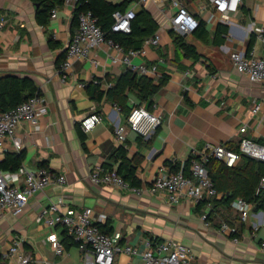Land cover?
<instances>
[{"label": "crops", "instance_id": "1", "mask_svg": "<svg viewBox=\"0 0 264 264\" xmlns=\"http://www.w3.org/2000/svg\"><path fill=\"white\" fill-rule=\"evenodd\" d=\"M109 1L116 5L126 3L125 10L133 8L136 14L144 6L159 24V44L147 46L144 55L134 58L137 64L155 65L154 73L143 75L157 85L162 81L152 96L151 106L150 100H142L135 88L127 89L124 99L104 95L96 100L90 96L91 85L99 81L102 89L107 88L128 69L124 64L111 63L109 55L113 50L107 46L93 51L91 57L100 62L97 66L88 58H67L74 10L71 5L63 2L56 6V17L50 16L41 25L30 0H0V14L7 18L0 29V78H32L47 103L46 114L39 118V130L26 121L17 128L21 146L15 151L23 155L20 167L45 168L66 178L62 185L50 184L35 192L22 213L0 216V264H21L9 251L16 240L18 250L29 254L34 260L32 264H84L80 244H74L71 237L73 240H65L67 245L62 243L65 236L61 228L48 226L40 217L42 208L50 203L57 204L64 213L91 208L95 223L105 224L107 234L118 245L128 243L143 250L148 242L172 238L191 250L196 264H264V209L252 210L242 225L231 219L236 215L231 205L218 203L223 192H230L226 179V174L232 172L229 168L212 166L211 175L223 190L214 197L217 202H209L214 198L206 199L200 210L188 198L170 204L165 194L148 190L160 166L170 169L169 163L183 165L194 151V157H201L208 145L221 143L237 150L244 137L264 143V83L250 81L230 61L234 51L261 52L262 42L252 27L264 29V0H241L238 13L229 24L212 16L213 7L206 0H187L188 9L203 22L209 35L210 42L204 43L192 33L180 34L195 46L197 58L185 56L175 44L169 22L173 10L168 0ZM219 23L226 24L228 30L215 44L214 33ZM66 60L69 66L66 79L62 80L58 67ZM256 103L260 109L253 113ZM122 104L128 110L122 109ZM134 106L157 114L161 124L147 137L127 128L121 142L116 139L114 128L126 123ZM93 111L103 119L83 132L81 119ZM242 126H246L243 133ZM119 146L125 148L126 157L136 168L140 194L130 185L95 184L90 180V174L97 169L117 168L111 155ZM4 147L0 160L6 148L13 150L9 138L4 140ZM246 158L249 157L241 156L233 166L236 172L244 173L247 166L252 167ZM104 164L108 168H103ZM16 170L3 171L14 173V182L21 183ZM205 213L209 225L201 218ZM100 214L104 215L103 221L98 220ZM221 223L235 226L237 234L221 232ZM54 231L63 245L62 254H56L46 241ZM114 264H142V260L137 255L117 252Z\"/></svg>", "mask_w": 264, "mask_h": 264}, {"label": "built area", "instance_id": "2", "mask_svg": "<svg viewBox=\"0 0 264 264\" xmlns=\"http://www.w3.org/2000/svg\"><path fill=\"white\" fill-rule=\"evenodd\" d=\"M146 1V0H142ZM187 0H168L170 8V27L178 34H190L199 25L198 18L188 9ZM73 9L77 6V0H64ZM213 7L212 16L218 17L220 21L231 23L234 15L238 13L241 0H206ZM56 8L51 11L50 16L56 17ZM136 12L133 8L123 12L114 11V22L111 26L113 31L128 33L130 31L131 20ZM7 23L4 14H0V29ZM252 30L258 33L262 42L260 53L251 51L246 54L242 50L234 51L230 54L232 66L239 73L244 74L252 82L264 83V29L253 26ZM160 42L159 34L147 38L139 49L125 50L119 43L106 36L102 28L97 24L96 18L90 10L81 11L77 16V29L70 34L69 43L66 50L67 58H88L95 66L99 65L97 57H91L93 51L107 46L112 49L110 61L112 64H124L128 70L140 73H154L155 65L137 64L134 58L146 53L147 46L157 45ZM69 62L66 60L58 67V74L62 80L66 79V69ZM260 109L259 104H254L253 113ZM47 103L43 96L35 94L21 101L12 109L0 110V152L5 150L4 140L9 138L14 150H19L21 141L17 137V128L26 121L34 125L39 130V118L46 114ZM102 115L91 112L81 119L80 127L83 132H88L102 121ZM161 124L159 116L142 106H134L126 116V123L119 124L114 128V135L117 140H125L126 129L135 131L142 137L150 135ZM246 126L240 128V132H245ZM7 150V148H6ZM196 152H192L189 174L186 175L181 169L171 171L164 166H160L153 178V182L148 188L150 193H163L170 204H177L181 199L188 198L193 203L211 199L218 196V191L214 186L205 162L209 157L224 162L228 167H233L241 156H248L264 162V143L252 138L241 139L237 150L226 147L221 143L208 145L206 152L199 157H194ZM22 181L14 182V173L3 171L0 168V216L6 214L17 215L24 211L29 199L37 191L43 190L50 184L62 185L65 175L55 173L45 168L28 170L19 167L16 170ZM90 180L95 184L112 183L117 186H129L127 182L116 172V169H97L90 174ZM133 191L141 193L139 187H131ZM256 192H264V177L260 178L256 187ZM231 208L242 223L248 221L253 210V205L242 197H236L231 202ZM43 222L51 227H60L67 236L73 238L80 244L84 253V264H114L117 252L141 257L142 264H196L191 250L181 242L166 238L162 241L148 242L143 250L137 246L125 243L116 244L112 236L103 232L95 223L92 209L85 207L82 210H71L62 212L58 205L50 203L43 207L40 212ZM207 222V213L201 215ZM104 215H99L98 220L103 221ZM221 232L230 235L237 234V228L228 223H221ZM237 241V237L234 238ZM46 241L55 250L56 254H62L63 245L57 232H51ZM264 247V242L262 243ZM10 254L17 257L21 264H32L34 261L27 253L18 250V240L9 249ZM38 264H52L50 261H42Z\"/></svg>", "mask_w": 264, "mask_h": 264}, {"label": "trees", "instance_id": "3", "mask_svg": "<svg viewBox=\"0 0 264 264\" xmlns=\"http://www.w3.org/2000/svg\"><path fill=\"white\" fill-rule=\"evenodd\" d=\"M34 4H38L39 8L35 11V17L39 24L44 25L48 22L51 11L56 8V6L61 5L64 0H30ZM126 9V3L119 5L113 4L109 0H77V6L72 12V27L71 34L75 32V26H77V16L81 11L90 10L96 18L97 24L105 32L106 36L112 38L114 41L119 43L125 50L128 49H139L145 38L153 36L158 28L159 24L152 16L150 11H148L144 6L135 15L130 23V31L128 33L113 31L111 26L114 22L113 12L120 11L123 12ZM228 26L226 24L219 23L215 31V39L213 43L219 44L223 38V35L227 33ZM171 34L175 44L183 51L184 55L187 57L197 58L199 54L193 44L185 41V38L171 29ZM192 35L204 43H208L209 35L206 32L203 22L200 21L198 27L192 32ZM221 36L222 38H220ZM219 37V39H217ZM251 47V41L248 46V50ZM162 83V81H161ZM160 83V84H161ZM159 85L155 84L153 80L145 75H139L130 70H126L119 75L117 80L111 84V86L102 89L100 82H96L88 88V92L93 99L100 100L104 95L107 97L117 98L121 96L124 99V94L127 89L135 88L138 90L140 98L142 100H150V105L152 104V96L157 92ZM39 94L38 87L35 81L30 77H19L16 75H7L0 78V110H9L16 106L21 101L27 99L29 96ZM122 109H127L126 104H122ZM248 157V156H247ZM193 158L192 155L183 163L172 164L169 163V168L171 171L182 170L186 174V170ZM23 155L22 152H17L13 150H6L4 152L3 158L0 160V168L3 170L15 171L20 167L22 163ZM114 163H117V173L122 176L125 182H127L131 187H138L140 185V180L135 175V166L131 164V161L126 157V150L123 146H119L116 151L111 155ZM248 164L252 163V167L247 166L244 173L236 172L235 167H227L220 161L213 157H209L205 162V167L210 175L214 186L218 192L223 189L219 187L215 176H212V166L218 165L224 168H229L232 172L226 174V179L229 185H231L230 192H223L221 198L219 199V204H225L230 207L231 202L236 197H242L249 203L253 205L254 211H259L264 209V192H256V187L260 178L264 177V162L258 161L254 158H246ZM112 167V166H111ZM103 168H108V164H104ZM234 170V171H233ZM243 172V171H242ZM218 199L210 201L211 203L217 202ZM202 200L197 203V210H200V206L203 203ZM242 225L244 223L240 222ZM98 227L105 233L106 226L102 222L96 223ZM64 237L65 245L67 243L65 240L67 238L71 239L62 232ZM73 240V239H71ZM74 244H78L77 241H73Z\"/></svg>", "mask_w": 264, "mask_h": 264}, {"label": "water", "instance_id": "4", "mask_svg": "<svg viewBox=\"0 0 264 264\" xmlns=\"http://www.w3.org/2000/svg\"><path fill=\"white\" fill-rule=\"evenodd\" d=\"M34 8H35V10L38 9L39 5L38 4H34ZM183 35L186 36L187 34L183 33ZM148 104H149V102H147V104L145 105L146 108H148ZM258 161H262V160H258Z\"/></svg>", "mask_w": 264, "mask_h": 264}, {"label": "rangeland", "instance_id": "5", "mask_svg": "<svg viewBox=\"0 0 264 264\" xmlns=\"http://www.w3.org/2000/svg\"><path fill=\"white\" fill-rule=\"evenodd\" d=\"M231 212H233V211L231 210ZM231 219H235L237 222L239 221V220H238V217H237L236 215L231 216ZM239 222H240V221H239Z\"/></svg>", "mask_w": 264, "mask_h": 264}]
</instances>
